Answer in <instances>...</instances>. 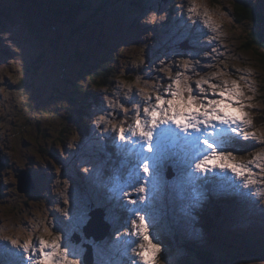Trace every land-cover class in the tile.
Returning a JSON list of instances; mask_svg holds the SVG:
<instances>
[{"label": "rangeland", "instance_id": "1", "mask_svg": "<svg viewBox=\"0 0 264 264\" xmlns=\"http://www.w3.org/2000/svg\"><path fill=\"white\" fill-rule=\"evenodd\" d=\"M52 1L0 0V180L4 190L0 196V263L7 257L10 261L2 264H28L22 250L17 252L11 239L23 244L29 236L27 255L33 256L35 248L33 258H39V237L44 226H49L54 235L57 230L61 232V248H68V258L78 260L79 264H85V244L93 247L94 264H102V261L103 264H133L137 260L127 249L139 244L142 237L135 229L129 232L128 228L121 226L125 207L133 206L128 205L125 198L122 207L116 191L118 185L119 188L126 187L129 180L126 173L129 154L121 151L118 132L121 127L126 133L134 127L136 108L132 101L141 103L145 97L139 93V87L146 89V96L151 95V103H154L157 92L167 94V86L176 72H185L179 61L188 59L193 63L185 74L191 77L189 83L193 86L201 76L220 85L228 77L234 80L247 77L242 83H249L253 90L242 89L246 97L243 102L252 124L241 127L255 132L256 137L241 140L249 153L245 154L246 157L236 154V159L228 163L237 167L248 165L256 183L245 186L248 169L240 178L228 171L226 180L190 182L179 171V162L185 154L184 147L179 145L174 148L176 160L169 161L164 167L163 191L154 198V193L149 190L144 194L148 199L145 205L136 207L142 209L139 215L146 217L150 238H155L153 243L166 249L162 240L164 234L178 238L177 249L171 255L161 256L167 264H179L188 257L187 246L232 251L233 254L225 253L226 257L217 254L218 260L224 262L233 258L229 264H264V245L249 250L251 246L244 244L245 238L242 237L245 234L246 238L256 241L255 232L260 231L264 240V51L250 42L249 36L257 30L264 34V20L245 19L240 23L236 21L233 9L236 1L250 5L256 3L264 15V0H196L195 4L189 0H143L144 6L128 0L124 6L129 8L125 11L113 9L115 2L122 4V0H107L105 14L97 18L105 22L108 30L104 45L89 30L81 32V38L68 34L65 18L52 13L53 4L59 6L65 0ZM67 1L71 4L75 0ZM99 1L104 2L86 0V18ZM192 7L196 8L195 13L188 11ZM205 11L211 17L210 23L218 25L215 31L203 23L208 18ZM152 12L157 14L154 21L150 17ZM161 15L165 19L161 20ZM189 15L195 23L188 19ZM27 17L34 24L31 30L27 29ZM130 23L142 26L139 34ZM208 37L212 39L209 41ZM88 48L94 50L98 59L109 56L111 51L117 55L112 61L117 76L112 80L111 88L99 90L101 103L84 101L85 96L76 92L74 86L84 88L89 84L86 70L92 66L82 53ZM140 48L144 49L142 54ZM80 52L82 60L78 59ZM141 55L144 64L139 63ZM35 60L38 72L28 73L26 66ZM169 71L172 72L171 78ZM213 72H223L227 76L217 79L210 75ZM137 75L142 77L139 86L135 83ZM145 81L149 83L145 84ZM118 82L131 85V92L118 86ZM204 87L207 89V85ZM208 95L212 96L210 90ZM88 104L91 107L90 121L93 119V122L91 133L87 135L79 132L73 118L77 115V108ZM229 146L226 147L232 150ZM257 154L261 159H255ZM84 167L90 169L88 174L82 173ZM23 169H27L31 176L28 182L35 183L31 192L18 190L15 175ZM203 174L206 173L199 175L203 177ZM207 175L220 177L222 174L216 169ZM64 179L71 184L68 207L72 219L66 222L57 210L65 207L59 195ZM148 187L151 189V185ZM94 201L105 207L104 219L112 222H109L111 228L107 235L98 240L84 234L90 209H101L94 205ZM210 202L221 210L215 219V227L209 231L201 225L202 214L198 211H209L212 216L207 206ZM239 210L243 212L239 216L231 215V211ZM236 229L240 234H234ZM54 235L48 239H53ZM4 237L11 239L5 240ZM166 252L168 249L161 254Z\"/></svg>", "mask_w": 264, "mask_h": 264}, {"label": "snow or ice", "instance_id": "2", "mask_svg": "<svg viewBox=\"0 0 264 264\" xmlns=\"http://www.w3.org/2000/svg\"><path fill=\"white\" fill-rule=\"evenodd\" d=\"M189 68L188 65H185V72ZM185 72L177 71L176 74L179 73L181 79L188 77L190 81L191 77ZM171 76L172 72L169 71V77L171 78ZM174 83L175 81L171 80V83L168 84L166 95L157 92L154 103H151L153 100L151 95L145 96L141 103H136L133 100L136 108L134 127H131L127 133L121 127L118 132L120 149L129 154L126 167L129 180L126 187L118 189V199L122 207H124V198H127L128 205L133 206L125 207V215L122 217L124 223L121 226L128 228L129 232L135 229L145 240V244L153 243L155 238H150L149 225L145 222V215H138L142 209L135 206L146 203L147 197L144 194L149 190L154 193V198L155 195L163 191L164 167L169 161L176 160L174 152L176 146L182 145L185 149L184 158L180 160L179 164L180 171L185 174L188 181L193 183L197 180L203 182L222 181L227 179L228 171H231L236 177H240L244 170L248 169V165L241 164L239 166L241 171L238 172L233 167H223L216 163L217 158L220 157H226L229 160L236 159V153L226 146L235 143L237 138L248 141L256 137L255 132L241 127L242 125L250 126L252 120L245 124L243 121L208 119L205 116L197 115L194 119H188L186 122H177V118L169 110L168 104L173 98L172 85ZM205 85H207V89L204 87ZM187 87L188 91L184 92L185 98L190 95L198 104L204 106L211 104L214 108L215 103L212 102L226 100L229 86L227 81L220 85L212 83L208 79L201 80L200 77L195 81L194 86L189 83ZM209 90L212 94L211 97L208 95ZM227 102L235 107L240 106L234 100ZM102 119L104 118L102 117ZM113 139L116 140L117 137H113ZM255 159H261V155L257 154ZM216 169L220 170L222 174L220 177L215 175L201 177L199 175L214 173ZM248 172L249 175L244 180V184H255L256 181L250 178L251 170L248 169ZM149 185H151V189H149ZM128 213L131 215H127ZM141 247L143 248L144 245Z\"/></svg>", "mask_w": 264, "mask_h": 264}, {"label": "trees", "instance_id": "3", "mask_svg": "<svg viewBox=\"0 0 264 264\" xmlns=\"http://www.w3.org/2000/svg\"><path fill=\"white\" fill-rule=\"evenodd\" d=\"M119 1L121 2V0ZM52 2H62V1L53 0ZM85 2L86 0H75L70 4L69 1L65 0L64 2H62L63 4H60L59 6L56 3H54L53 4L54 7L52 8V13L55 16H60V17L63 16L65 18L64 20V25L66 27L65 29L67 33L73 36L74 38L75 37L81 38L79 34L84 30H89L92 32L91 34H96L97 40L103 42L104 45L105 41L107 40L108 30L105 27V22L103 23V21H99L97 18L98 16H102L105 14V10H107V0H104L103 3H100L99 1L97 3V7L93 10H90V8H88V10L90 11L87 18L85 16V13H87V10H85L86 8L84 6ZM131 2L132 3L135 2L138 6L145 5V4L143 5V0H134ZM125 3H129L128 0L126 1L122 0L123 5L115 2L113 9L117 11L127 10L129 6L127 7L124 6ZM130 8H134V6H130ZM233 9H235V12L233 11L235 15V19L240 23H242L245 19H249L252 21L264 20V15L260 12L258 7L256 6V3L254 5H250L245 2L236 1L234 3ZM89 23H91L92 26H89ZM33 26L34 24L32 20L29 17H27V29L31 30L33 29ZM130 27H134L135 30L137 31V34H139V31L142 26L139 23L137 24L130 23ZM249 36L251 38L250 42L256 43L258 45L257 47L264 51L263 31L260 30L252 31L249 34ZM248 44L249 43H247V46H249ZM93 51L94 50H91V48H88L87 51L86 50L82 51L85 61L92 66V68H89L88 66L89 69L86 70L89 73V76H86L87 80H89V84L86 85L84 88H81V85H74V86L76 87L75 88L76 92L78 93L81 92L82 95L85 96V98H83L84 101L90 100V101H95L96 103H101L102 99L99 90L103 88L105 89L106 88L108 89L109 87L111 88L112 80L114 79L115 76H117L116 73L114 72V67H113L114 64L112 62L113 60H116L117 55L114 54V51H111L109 56L107 57L103 56L102 58L98 59L97 54L93 53ZM81 55H82L81 52L78 53L79 60H82ZM36 60L32 64L30 65L28 64L26 66L25 69L26 71H28V73L32 72L36 74L38 72ZM90 108H91L90 104H88L87 107L81 109L77 108L76 109L77 115L75 118H73L74 122L72 121L79 130V132H81L82 134L85 133L88 135L91 133V124L93 122V119H91L90 121V117H89L91 114ZM239 142L242 141L239 138H237L236 142L232 143V146L230 147L232 148V150L235 151L236 154H242L241 155L242 157H246L247 155L245 156V154L248 151L246 150V147L243 144L244 142L242 143ZM209 210L211 211L212 216H209V211H202V209L199 210L200 213L199 212L198 213L202 214L201 216L202 222H200L201 225L203 226V228L205 229L208 228V230L210 231V229L215 227V219L216 217L220 216L219 213L221 209L217 204L211 203L209 205ZM255 233L257 236L256 237L257 242L255 240L252 241L246 238L247 236L245 234L242 235L243 239L245 238L243 241L244 244H249L251 246L249 250H253L254 248L259 249L261 248L262 245H264V240L261 232L259 231ZM234 238H238V237L234 236ZM216 239L219 240L218 237ZM162 240L164 242V245L166 246L165 247L166 249H164V251L168 249V252H166L163 255L161 254V256L163 257L171 255L175 250V248L177 249L179 245L178 238L175 237L174 239L173 237L167 234L163 235ZM229 246L235 247L230 244ZM186 249H187L188 257H186L179 264H229V261L233 260V258H230L224 262V260H218V256H217V254H220L226 257L227 255L225 253L233 254L232 251L224 250V252H222L221 250L210 247H201L200 249H194L190 246H187ZM8 261H10V259L5 257L3 258L1 264Z\"/></svg>", "mask_w": 264, "mask_h": 264}, {"label": "clouds", "instance_id": "4", "mask_svg": "<svg viewBox=\"0 0 264 264\" xmlns=\"http://www.w3.org/2000/svg\"><path fill=\"white\" fill-rule=\"evenodd\" d=\"M191 4H195L196 0H189ZM188 11L190 13H195L196 8L192 7L189 8ZM204 15L208 17L203 21L205 26L212 29V31H215L218 25H214L210 23L211 17L208 16L207 11H205ZM157 14L155 12H152L150 14L151 20L156 19ZM160 19H165L164 15L160 16ZM188 19L192 21V23H195V20L192 19V16L189 15ZM209 41L212 39V37H208ZM144 52L143 48H140V53L142 54ZM140 64H144V58L141 55V58L139 60ZM160 63H163V60L160 61ZM192 61L188 59H181L179 61L180 66L183 68L185 65H188L189 67L192 66ZM195 63H199V61H196ZM238 71H242L241 69H237ZM247 71H251L248 69ZM169 75V73H168ZM212 77H215L217 79H220L222 77L227 76L226 73L223 72H213L210 74ZM142 77L137 75L135 83L137 86H139V82L141 81ZM206 78L201 76V80H205ZM175 83L172 85L173 88V98L168 102L169 104V110L172 112L173 115L176 116L177 122H186L188 119H194L197 115L199 116H205L208 119H225V120H234V121H243L245 124H248L251 120V117L248 116V114L244 111L245 104L243 103L245 97L244 91L242 89L247 88L249 91H252V87L249 83H242L247 80V77L241 76L239 80L231 79L230 77L223 79L224 81H227L228 84V93L226 100L219 101V102H212L215 103V107L213 108L211 104L208 106L200 105L198 102L191 97L190 95L185 98L184 92L188 91V84H189V78L184 77L183 79L180 78V74H176L174 78H172ZM145 84H148V81L144 82ZM118 86H122L124 88H127L129 92H131V85H129L127 82H118ZM199 87V84H198ZM168 90V86L166 91ZM203 91V89H201ZM139 93L146 96V89L143 87H139ZM105 99H108L107 97ZM247 99H251V97H247ZM228 100H234L237 103H239V107H233V104L228 103ZM110 102V101H109ZM103 116L100 117L101 120ZM104 118V117H103ZM230 161L226 157H220L217 158L216 163L220 164L223 167H233L236 171L240 172V168L237 167L234 164L228 163ZM57 173H59L60 169H56ZM81 171L85 174H88L90 169L88 167H84L81 169ZM251 178V177H250ZM59 182V181H58ZM247 186V185H245ZM71 188V184L67 179L63 180V188L59 192L60 197L62 198L63 205L65 207H58L57 210L62 214V217L65 221H71L72 217L69 212V203H70V197H69V189ZM139 215V214H138ZM43 223V222H41ZM51 222L49 221V224ZM53 232L49 226L43 227V233L39 237V251L40 256L39 258H33L34 253L36 249H33V256H29V241L31 240V236H29L28 240H26L23 244H18L17 240L11 239L10 237H4L5 240L11 239V244L17 248V252H20L22 250L24 254V259L28 262V264H79L78 260L69 259V249L68 248H61L60 242L62 241L63 237L60 234L59 230H57L56 234L54 235V238L49 240L48 237L53 236ZM141 245H144L142 248ZM45 249H50V251H45ZM127 251L132 256H136L137 260L133 261V264H167V262L163 259H161V253L164 252V249L156 243H148L145 244V240L142 239V241L139 244L130 245L127 249ZM103 264V261H102Z\"/></svg>", "mask_w": 264, "mask_h": 264}, {"label": "water", "instance_id": "5", "mask_svg": "<svg viewBox=\"0 0 264 264\" xmlns=\"http://www.w3.org/2000/svg\"><path fill=\"white\" fill-rule=\"evenodd\" d=\"M1 153V152H0ZM0 166L1 160H0ZM1 174V173H0ZM18 179V190L20 192H31L32 184L28 182L30 179L29 172L24 169L21 170L19 174L16 175ZM103 211L100 210H91L89 212L90 219L88 220L87 225L84 228L85 235L87 237L94 236L96 240L102 238L106 235L109 230V224L103 218ZM86 252L84 253V263L93 264V252L89 244H86Z\"/></svg>", "mask_w": 264, "mask_h": 264}, {"label": "bare ground", "instance_id": "6", "mask_svg": "<svg viewBox=\"0 0 264 264\" xmlns=\"http://www.w3.org/2000/svg\"><path fill=\"white\" fill-rule=\"evenodd\" d=\"M138 3V2H137ZM197 27V26H196ZM202 29V28H201ZM204 30V29H203ZM203 33V32H202ZM5 40V39H4ZM198 40V39H197ZM193 44V43H192ZM206 48V47H205ZM197 49V48H196ZM135 94V93H134ZM135 96V95H134ZM141 96V95H140ZM134 98V97H133ZM126 99V98H125ZM130 99H132V98H130ZM127 100V99H126ZM134 100V99H133ZM125 102V101H124ZM129 102V101H128ZM85 134V133H84ZM239 143H242V142H239ZM108 148V147H107ZM124 153V152H123ZM249 153V152H248ZM113 154V153H112ZM251 154V153H250ZM125 157V156H124ZM123 158V157H122ZM32 160V159H31ZM35 162V161H34ZM28 163H31V162H28ZM27 163V164H28ZM27 170V169H26ZM253 170V169H252ZM180 171V170H179ZM83 173V172H82ZM84 175V174H83ZM204 175V174H203ZM205 175H207V173L205 174ZM211 176H213V175H211ZM248 177V176H247ZM240 178V177H239ZM245 178V177H244ZM108 179H110V178H108ZM241 180V179H240ZM110 181H111V179H110ZM184 181V180H183ZM200 181V180H199ZM125 182V181H124ZM123 182V183H124ZM238 182V181H237ZM242 183V182H241ZM127 184V183H126ZM121 185V184H120ZM36 186H35V183L32 185V190L35 188ZM123 187V186H122ZM184 187V186H183ZM115 188V187H114ZM91 189V188H90ZM117 189V188H116ZM118 189H119V185H118ZM172 189V188H171ZM116 191H118V190H116ZM247 191V190H246ZM237 192V191H236ZM251 192V191H250ZM102 193V192H101ZM249 193V192H248ZM108 194V193H107ZM117 194V193H116ZM84 195V194H83ZM187 195V194H186ZM247 195H250V194H247ZM109 196V195H108ZM146 196V195H145ZM90 197V196H89ZM147 197V196H146ZM173 197V196H172ZM253 197V196H252ZM91 198V197H90ZM101 198V197H100ZM110 198V197H109ZM113 198V197H112ZM98 199V198H97ZM125 199V198H124ZM148 200V199H147ZM181 201H183L184 202V200H181ZM95 202V201H94ZM108 202H110V201H108ZM226 202V201H225ZM104 203V202H103ZM222 203V202H221ZM253 203V202H252ZM100 204V203H99ZM94 205L95 206H97V207H100L99 205H97V203L95 202L94 203ZM145 205V204H144ZM175 205V204H174ZM181 205V204H180ZM147 206V205H146ZM168 206V205H167ZM136 207V206H135ZM151 207V206H150ZM105 213H106V209H104V208H102V207H100ZM152 209V208H151ZM169 209V208H168ZM57 211V210H56ZM168 211V210H167ZM264 211V210H263ZM123 212V211H122ZM229 212V211H228ZM232 212V216H239V213H243L242 212V210H239L238 212H234V211H231ZM59 213V212H58ZM102 214L104 215V213L102 212ZM110 215H111V213H110ZM173 215V214H172ZM253 215V214H252ZM64 219V218H63ZM121 219V218H120ZM51 220V219H50ZM172 221V220H171ZM54 222V221H53ZM66 222V221H65ZM176 222V221H175ZM121 223V222H120ZM57 225V224H56ZM258 225V224H257ZM58 226V225H57ZM64 226V225H63ZM62 227V226H61ZM65 227V226H64ZM123 227V226H122ZM58 229H60V228H58ZM207 230V229H206ZM63 231V230H62ZM238 231V229H236L235 231H234V234H236V233H239L240 234V232H237ZM247 231V230H246ZM60 232V231H59ZM61 233V232H60ZM115 241V240H114ZM257 241V240H256ZM118 242V241H117ZM135 259H137V258H135ZM1 264V263H0Z\"/></svg>", "mask_w": 264, "mask_h": 264}]
</instances>
